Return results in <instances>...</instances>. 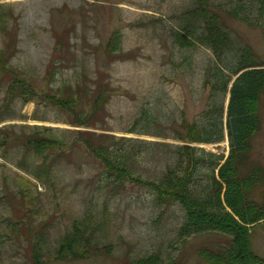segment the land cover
<instances>
[{
    "label": "rangeland",
    "instance_id": "374dc122",
    "mask_svg": "<svg viewBox=\"0 0 264 264\" xmlns=\"http://www.w3.org/2000/svg\"><path fill=\"white\" fill-rule=\"evenodd\" d=\"M194 6L195 0H0V22L8 26L4 31L0 26V51L10 56L9 64L16 74L24 76V71L28 72L38 92L43 87L48 89L47 95L37 96L26 84L33 100L26 104L12 100L14 116L0 120L1 129L5 128L0 132V151L8 149L7 158L0 153V196L8 192L11 199L3 203L0 198V264H137L140 257L152 252L162 256L160 263L153 260L150 264H167L171 258H179L184 264H210L199 255V248L231 237L216 231L177 243L174 240L183 219L181 206L171 205L159 219L154 195L130 186L110 196L109 217L103 219L100 213L95 216L104 225L92 243L96 241L103 249L61 258L56 251L59 240L75 219H84V200L90 199L88 192L102 178L100 163L78 145L57 166L58 185L52 188L18 165L22 157L19 142L1 145L8 133H28L27 126L35 124L104 134L108 144L122 137L185 144L177 137L183 130V120L204 122L211 100L220 103L223 97L224 138L191 145L224 154V161L230 152L226 124L231 93L216 91L214 84L221 79L216 70L222 68L227 78L233 77L231 89L237 77L232 70L238 64V46L250 45L264 61V25L252 27L219 11L236 44L219 61L209 47H180L175 42L173 33L181 24L180 14ZM58 42L61 45L57 51ZM77 82L82 99L76 105L82 111L95 96L87 91L90 85L103 83L101 86L107 87L106 103L90 121L95 125L73 123L79 119L59 110V102L66 99L65 89L70 92L73 86L68 85ZM261 110L263 125L254 138L252 156L264 163V95ZM142 113L152 114L151 125L135 124L137 131H127ZM163 131L166 135L155 134ZM221 131L217 128V134ZM150 152L138 155L137 172L144 177L154 176L159 162L165 159L158 160ZM29 161L37 162L31 157ZM15 178L25 185L29 180L35 184L33 199L28 204L21 199L22 209L16 211L12 210V204L18 203L13 193ZM6 179L10 190L5 191ZM7 218L19 221L8 223ZM9 229L11 232L3 233ZM250 240L254 251L264 256V221L252 224ZM38 247L39 255L34 254Z\"/></svg>",
    "mask_w": 264,
    "mask_h": 264
},
{
    "label": "trees",
    "instance_id": "16d2710c",
    "mask_svg": "<svg viewBox=\"0 0 264 264\" xmlns=\"http://www.w3.org/2000/svg\"><path fill=\"white\" fill-rule=\"evenodd\" d=\"M195 1L196 6L180 14L181 24L173 33L175 42L180 47L193 48L197 45L209 47L217 54L219 61L234 50L236 45L219 11L252 27L264 25V0ZM0 26L2 31L8 27L7 22H0ZM109 43L110 46L111 41ZM60 45L58 42L57 51ZM238 47L241 48L238 64L232 70L233 75L237 77L231 89L229 84L233 77L227 78L222 68L216 70V75L221 79L214 84L216 91L231 93L226 124L230 152L224 161V154L208 152L191 145L194 142H217L224 138L223 97L220 103L211 100L209 104L211 108L205 112L204 122L183 120L181 123L183 130L177 132V137L185 144L130 137H122L119 141L108 144L105 141L107 136L104 137V134L37 124L27 126L28 133L23 131L8 133L7 138L1 141V145L4 146H8L13 140L19 142L22 157L18 165L52 188L58 185L57 166L64 156L78 145L100 163L102 178L97 181V186L88 192L90 199L84 200V219L80 221L75 219L71 228L60 238L61 244L56 249L59 257H81L103 249L96 241L95 245L92 243L104 225V221L96 220L95 216L100 213L103 219L109 217L112 207L110 196L132 186L147 189L154 195L153 202L160 210L157 214L159 219L162 212L171 205L181 206L183 219L174 240L177 243L198 234L216 231L230 234L228 240L213 241L199 248V255L210 264H264V256L254 251L250 240L252 224L264 221V163L252 156L254 138L263 125L261 104L264 95V61L250 45ZM10 61V56L5 50H1L0 81L4 82L3 85L0 84V120L14 116L10 105L12 100L20 99L23 104L33 100L26 84L34 89L37 96L40 93L48 94L46 87L38 92L32 85L28 72L24 71V76L16 74L9 64ZM102 84L93 83L88 87L87 91L93 92L95 96L93 101L85 103L82 111L76 105V102L82 99L80 82L74 85L70 83L68 86L72 85L73 89L70 92L65 89L66 99L59 102V110L79 119L70 120L73 123L95 125L90 121L96 111L105 105L107 98V87L101 86ZM96 85L98 86L95 87ZM7 108L10 112L6 113ZM149 116L148 113L140 114L126 130L137 131L135 124L151 125ZM219 127L222 131L217 134ZM3 131L5 128L0 127V132ZM155 134L166 135V132ZM170 135L167 131V136ZM147 151H151V155L158 157V160L165 157L159 162V171L150 177H144L142 173L137 172L138 155L141 153L147 155ZM7 152L6 148L0 151L5 158ZM30 157L35 158L37 162H30ZM19 177L23 178L20 174ZM15 180V190L11 191L18 203L12 204L14 211L22 209L19 206L21 199L25 204L33 199L32 189L35 186L30 180L29 185H25L17 178ZM6 190H10L8 179L5 180ZM0 198L3 199V203L11 202L8 192H4ZM7 220L8 223L19 221L12 222L9 218ZM9 232L10 229L3 231ZM40 251L41 248L38 247L34 254L39 255ZM161 256L160 252H152L140 257L137 264H150L153 260L160 263ZM167 264L184 263L179 258H171Z\"/></svg>",
    "mask_w": 264,
    "mask_h": 264
},
{
    "label": "bare ground",
    "instance_id": "6f19581e",
    "mask_svg": "<svg viewBox=\"0 0 264 264\" xmlns=\"http://www.w3.org/2000/svg\"><path fill=\"white\" fill-rule=\"evenodd\" d=\"M7 124V123H6Z\"/></svg>",
    "mask_w": 264,
    "mask_h": 264
}]
</instances>
